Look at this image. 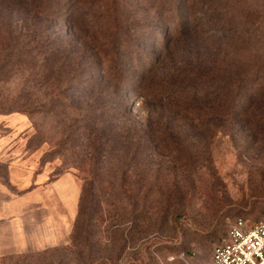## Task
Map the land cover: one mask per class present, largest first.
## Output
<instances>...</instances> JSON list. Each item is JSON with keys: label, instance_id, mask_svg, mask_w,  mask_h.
<instances>
[{"label": "rangeland", "instance_id": "1", "mask_svg": "<svg viewBox=\"0 0 264 264\" xmlns=\"http://www.w3.org/2000/svg\"><path fill=\"white\" fill-rule=\"evenodd\" d=\"M11 163L81 184L46 259L206 264L264 219V0H0Z\"/></svg>", "mask_w": 264, "mask_h": 264}, {"label": "crops", "instance_id": "2", "mask_svg": "<svg viewBox=\"0 0 264 264\" xmlns=\"http://www.w3.org/2000/svg\"><path fill=\"white\" fill-rule=\"evenodd\" d=\"M7 167L8 178L0 179V264H59L45 256L71 247L79 180L70 174L38 176L26 164Z\"/></svg>", "mask_w": 264, "mask_h": 264}, {"label": "built area", "instance_id": "3", "mask_svg": "<svg viewBox=\"0 0 264 264\" xmlns=\"http://www.w3.org/2000/svg\"><path fill=\"white\" fill-rule=\"evenodd\" d=\"M206 264H264V220H236L225 242L214 247Z\"/></svg>", "mask_w": 264, "mask_h": 264}, {"label": "trees", "instance_id": "4", "mask_svg": "<svg viewBox=\"0 0 264 264\" xmlns=\"http://www.w3.org/2000/svg\"><path fill=\"white\" fill-rule=\"evenodd\" d=\"M154 70H155V69H154L153 67L150 68V70H148L146 76H149L150 74H152V73L154 72ZM183 89H185V88H181L180 91H183ZM180 91H177V92H180ZM143 99H144V101L147 102V103H148V102H149V103L153 102L152 99H151L152 101H150V96H148L147 98H146V96H145V98H143ZM166 101H167V98H163V99L160 98V99H158V102H161V103H162V102H166ZM145 104H146V103H145ZM152 106H153V105H152ZM152 106H151V107H152ZM181 112H184V111L182 110ZM152 115H153L152 112H151V113H150V112L148 113V120H147V121H149V119H150L149 117H151ZM228 115H229V114H228ZM128 131L130 132V130H128Z\"/></svg>", "mask_w": 264, "mask_h": 264}]
</instances>
